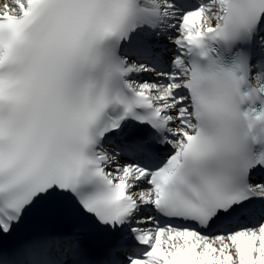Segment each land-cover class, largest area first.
<instances>
[{"label":"snow or ice","instance_id":"obj_1","mask_svg":"<svg viewBox=\"0 0 264 264\" xmlns=\"http://www.w3.org/2000/svg\"><path fill=\"white\" fill-rule=\"evenodd\" d=\"M0 264H264V0H0Z\"/></svg>","mask_w":264,"mask_h":264}]
</instances>
